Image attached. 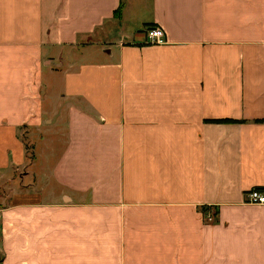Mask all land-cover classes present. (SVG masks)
I'll use <instances>...</instances> for the list:
<instances>
[{"label": "crops", "instance_id": "1", "mask_svg": "<svg viewBox=\"0 0 264 264\" xmlns=\"http://www.w3.org/2000/svg\"><path fill=\"white\" fill-rule=\"evenodd\" d=\"M251 190L264 0H0V264H264Z\"/></svg>", "mask_w": 264, "mask_h": 264}, {"label": "built area", "instance_id": "2", "mask_svg": "<svg viewBox=\"0 0 264 264\" xmlns=\"http://www.w3.org/2000/svg\"><path fill=\"white\" fill-rule=\"evenodd\" d=\"M144 44L148 46H160L165 44V35L161 28L150 26L144 29ZM244 202L254 205H264V193L251 190L244 194ZM211 215L205 214L204 221H211Z\"/></svg>", "mask_w": 264, "mask_h": 264}, {"label": "rangeland", "instance_id": "3", "mask_svg": "<svg viewBox=\"0 0 264 264\" xmlns=\"http://www.w3.org/2000/svg\"><path fill=\"white\" fill-rule=\"evenodd\" d=\"M23 173V171L22 170H20V171H17V176L18 175H20V174H22ZM20 201V200H19ZM20 202H22V201H20Z\"/></svg>", "mask_w": 264, "mask_h": 264}, {"label": "trees", "instance_id": "4", "mask_svg": "<svg viewBox=\"0 0 264 264\" xmlns=\"http://www.w3.org/2000/svg\"><path fill=\"white\" fill-rule=\"evenodd\" d=\"M116 12H117V11H116ZM116 12H115V13H116Z\"/></svg>", "mask_w": 264, "mask_h": 264}]
</instances>
